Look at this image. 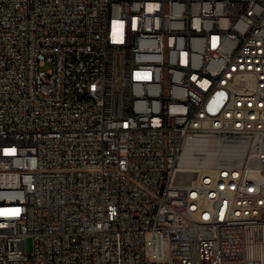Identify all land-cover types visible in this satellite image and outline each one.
Instances as JSON below:
<instances>
[{"label":"built area","instance_id":"2783aa9c","mask_svg":"<svg viewBox=\"0 0 264 264\" xmlns=\"http://www.w3.org/2000/svg\"><path fill=\"white\" fill-rule=\"evenodd\" d=\"M0 264H264V0H0Z\"/></svg>","mask_w":264,"mask_h":264},{"label":"water","instance_id":"95a60500","mask_svg":"<svg viewBox=\"0 0 264 264\" xmlns=\"http://www.w3.org/2000/svg\"><path fill=\"white\" fill-rule=\"evenodd\" d=\"M196 170H178L175 181L177 182H190L192 178L196 177Z\"/></svg>","mask_w":264,"mask_h":264},{"label":"rangeland","instance_id":"374dc122","mask_svg":"<svg viewBox=\"0 0 264 264\" xmlns=\"http://www.w3.org/2000/svg\"><path fill=\"white\" fill-rule=\"evenodd\" d=\"M49 66H50V63L48 62L47 64H45V65L42 66V67L47 68V67H49ZM26 244H27V249H28L29 251L32 250V247H33V239H32L31 236H30V237H27Z\"/></svg>","mask_w":264,"mask_h":264}]
</instances>
